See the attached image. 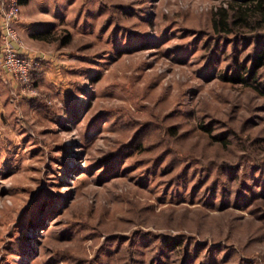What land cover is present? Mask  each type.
<instances>
[{
    "label": "rangeland",
    "instance_id": "1",
    "mask_svg": "<svg viewBox=\"0 0 264 264\" xmlns=\"http://www.w3.org/2000/svg\"><path fill=\"white\" fill-rule=\"evenodd\" d=\"M232 2L34 1L36 91L0 90V264H264V63L228 77L264 7Z\"/></svg>",
    "mask_w": 264,
    "mask_h": 264
},
{
    "label": "built area",
    "instance_id": "2",
    "mask_svg": "<svg viewBox=\"0 0 264 264\" xmlns=\"http://www.w3.org/2000/svg\"><path fill=\"white\" fill-rule=\"evenodd\" d=\"M20 16V0H0V68L18 92L34 93L36 85L32 71L39 56L22 53L17 44L20 38L16 21ZM16 89V91H17Z\"/></svg>",
    "mask_w": 264,
    "mask_h": 264
},
{
    "label": "crops",
    "instance_id": "3",
    "mask_svg": "<svg viewBox=\"0 0 264 264\" xmlns=\"http://www.w3.org/2000/svg\"><path fill=\"white\" fill-rule=\"evenodd\" d=\"M34 1L35 0H20V16L15 26L20 38L17 48L22 53L38 56L34 52L35 48L38 46L34 39L41 34L40 32L32 30L33 25L37 23L36 11H38V9L35 8ZM9 85L11 86V84L8 83L7 75L0 68V90L7 91L9 94Z\"/></svg>",
    "mask_w": 264,
    "mask_h": 264
},
{
    "label": "trees",
    "instance_id": "4",
    "mask_svg": "<svg viewBox=\"0 0 264 264\" xmlns=\"http://www.w3.org/2000/svg\"><path fill=\"white\" fill-rule=\"evenodd\" d=\"M233 2L232 3H235V8L238 7V6H241V5H247V6H250V5H260L262 7H264V2L263 0H232ZM220 8L217 9V11H219V13L221 12L222 16L221 18L220 17H217L215 18V21H216V27H217V30H221L222 28H225L224 25H227L228 26V29H234V25L236 23V21L238 20V18H242V15L241 14H235L234 12L230 11L228 6L226 5H219ZM235 30V29H234ZM236 31V30H235ZM69 34L66 32V34L63 35L62 37V41H64L67 36ZM261 47H257L256 48V51L254 52V54L252 55L251 57V62L250 64L247 66L246 69V76H241L238 74V71H233L232 73L228 74V77L230 79H233V80H241V79H244L246 80L247 79V76L251 75L254 70L261 64V63H264V53H263V49L260 50ZM260 50V52H259ZM245 66H243L244 68ZM37 71H38V68L36 67L33 71H32V75L34 77V79H36V76H37ZM226 75V73L224 74ZM203 126H206L205 124H203Z\"/></svg>",
    "mask_w": 264,
    "mask_h": 264
}]
</instances>
